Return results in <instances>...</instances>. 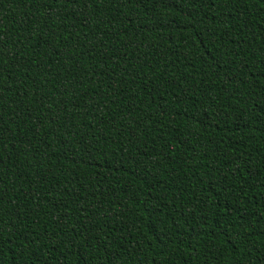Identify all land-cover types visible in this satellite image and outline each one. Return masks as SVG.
Masks as SVG:
<instances>
[{"label":"trees","instance_id":"1","mask_svg":"<svg viewBox=\"0 0 264 264\" xmlns=\"http://www.w3.org/2000/svg\"><path fill=\"white\" fill-rule=\"evenodd\" d=\"M0 264H264V0H0Z\"/></svg>","mask_w":264,"mask_h":264}]
</instances>
